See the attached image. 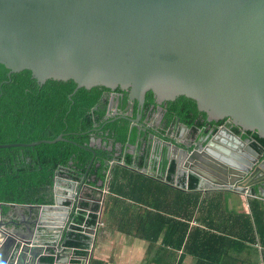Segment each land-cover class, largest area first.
<instances>
[{
	"label": "water",
	"instance_id": "95a60500",
	"mask_svg": "<svg viewBox=\"0 0 264 264\" xmlns=\"http://www.w3.org/2000/svg\"><path fill=\"white\" fill-rule=\"evenodd\" d=\"M0 64L9 78L30 71L41 86L48 80H73L74 93L94 87L128 91L138 106L131 127L142 126L151 92L160 107L183 96L196 102L208 122L229 120L243 133L264 139V0H0ZM149 138L152 153L157 145L167 149L177 174L195 176L199 191L252 197L253 187L264 188V154L231 129L211 131L204 144L171 142L155 134ZM64 140L60 135L0 149ZM99 142L92 139L91 146ZM105 164L107 179L113 167L124 166L117 158ZM142 173L153 175L147 168ZM61 180L72 188L66 213L58 219L39 212L32 222L5 220L0 206V264H46L40 259L43 252H56L59 243L70 252L66 230L80 208L86 176L75 182L56 175L55 186ZM94 190L99 194L94 201L101 204L104 188ZM61 203L55 196L51 207L25 208L56 210ZM87 230L93 243L97 226ZM46 240L53 241L51 247Z\"/></svg>",
	"mask_w": 264,
	"mask_h": 264
},
{
	"label": "trees",
	"instance_id": "16d2710c",
	"mask_svg": "<svg viewBox=\"0 0 264 264\" xmlns=\"http://www.w3.org/2000/svg\"><path fill=\"white\" fill-rule=\"evenodd\" d=\"M8 74L9 70L0 64V145L53 141L60 135L65 140L35 147L0 149V206L4 213L13 205L53 204L51 192L56 175L75 182H81L86 176L85 183L102 187L109 180L110 191L119 195L123 194L119 186L122 176H129L131 182L139 179L160 183L141 172L149 164L148 144L152 129L131 127V119L136 118L138 106L137 101H130L128 91L94 87L90 90L81 88L74 93L77 85L73 80H48L41 86L30 71L12 74L10 78ZM165 104L163 107L166 113L160 127L162 136L168 133L177 119L198 137L208 134L211 127H215V132L216 127L226 121L208 122L206 114L198 111L196 102L183 96ZM110 106L116 108L118 114L112 115ZM157 108L154 96L149 92L146 95L142 121L152 120ZM127 113L131 115L125 116ZM229 126L232 132L243 139H249L253 148L264 154V139L256 132L243 133L231 123ZM92 139L100 141V144L91 146ZM130 146H136L137 151L142 154L135 157L128 153ZM115 154L118 155L115 157ZM114 157L124 162V166H115L107 179L109 167L105 162ZM176 173L177 165L173 161L165 177V186L174 188ZM177 187L182 188L176 189L178 197L186 194L183 190L190 192L185 196H192L194 215L202 205L198 179L195 176L188 179L182 177L178 180ZM259 189L260 186L252 189L253 196L248 200L249 215L237 217L247 230L245 237H237L255 243L256 235L257 242L264 248V197ZM219 199H224L221 191L212 192V197L209 195L210 201ZM220 205L221 202L211 204L212 207ZM88 206L87 202H81V211L76 216L78 226L83 223L88 227L96 225L99 206H94L87 216L85 212ZM216 237L225 238L214 235L211 239ZM68 245L78 247L81 244L70 241ZM208 246L209 241L206 240L205 247Z\"/></svg>",
	"mask_w": 264,
	"mask_h": 264
},
{
	"label": "crops",
	"instance_id": "0c3cea01",
	"mask_svg": "<svg viewBox=\"0 0 264 264\" xmlns=\"http://www.w3.org/2000/svg\"><path fill=\"white\" fill-rule=\"evenodd\" d=\"M148 145L150 157L146 168L153 172L149 177L160 183L139 179L131 182L129 176H122L119 180L122 195L110 191L109 180L107 187L85 183L87 187L83 188L81 202H87L88 209L99 206L93 243H89L90 235L87 233L89 227L85 223L79 226L77 224L76 216L81 211L79 208L69 224L72 228L65 227L68 232L66 238H69L65 248L70 252H64L59 243L56 252L52 250L43 252L41 261L46 264H79L84 258H88L87 264L264 263V248L257 242L256 235L255 243L237 237L238 235L245 237L247 233L237 217L249 215V197L222 190L224 199L210 201L209 195L212 197V192L219 191H200L202 205L193 215L192 196H185L190 192L183 190L186 194L178 197L176 191L177 188L182 190L177 187L178 180L182 177L188 178L176 173L174 188L165 186V177L170 166L167 149L157 145L155 152L152 153L151 141ZM131 152L136 153V157L142 154L137 151L136 146L131 148ZM173 158H176V154ZM71 188L72 185L65 180L59 181L57 186L53 184L51 192L53 204L41 206H53L54 198L57 196L62 203L56 210L47 208L31 211L25 208L27 205H13L7 213L3 212L5 220L15 218L32 222L39 212H43L44 217L48 219H58L60 217L57 216L66 213L64 208L70 204L68 197ZM103 188V200L101 204H97L94 199H97L99 194L94 189ZM259 191L264 197V188L260 186ZM216 202H221V205L212 207L211 204ZM89 213L85 212L87 216ZM209 234L211 237L216 235L225 238L216 237L213 240ZM206 240L209 241L208 247H205ZM70 241L81 245L69 246ZM52 242L46 240L43 243H48L50 245L48 247H51Z\"/></svg>",
	"mask_w": 264,
	"mask_h": 264
},
{
	"label": "flooded vegetation",
	"instance_id": "af4514ba",
	"mask_svg": "<svg viewBox=\"0 0 264 264\" xmlns=\"http://www.w3.org/2000/svg\"><path fill=\"white\" fill-rule=\"evenodd\" d=\"M163 105L166 106L165 103H163L161 105V107L158 106L157 111L153 115L152 120L147 119V120L142 121V126H144V127L152 126V133L150 135L155 134L157 136H160L164 140H169L171 142L173 141V142H176V143H189V144L193 145V144H196V143L200 142L201 144H204L205 136H207L211 131H213L215 129V127H211V129H210L208 134H204V135L198 137L197 135H193L192 132H191V129L188 128L186 125L182 124L181 122L178 124L177 121L179 119H177L176 122L174 123L173 127L168 130V133L166 135L162 136V133L160 132L161 131L160 127H161V125L163 123L164 116H165V113H166V109H165V107H163ZM110 110H112L111 111L112 115L118 114L116 108H113V107L110 106ZM128 115L130 116L131 114L130 113L125 114V116H128ZM230 123L231 122H229V120H226L224 124H222L221 126H217L216 127L217 130L215 132H213V134H215L217 131H219L222 128L230 129L231 128L229 126ZM247 140L250 141L249 139H247ZM131 148H132V146H130L128 148L127 152L128 153H133L134 156L136 157V153L131 152ZM108 149L110 150L111 147H108ZM117 155L118 154H115L113 156L116 157Z\"/></svg>",
	"mask_w": 264,
	"mask_h": 264
},
{
	"label": "built area",
	"instance_id": "2783aa9c",
	"mask_svg": "<svg viewBox=\"0 0 264 264\" xmlns=\"http://www.w3.org/2000/svg\"><path fill=\"white\" fill-rule=\"evenodd\" d=\"M259 264H264L263 262L259 263Z\"/></svg>",
	"mask_w": 264,
	"mask_h": 264
}]
</instances>
